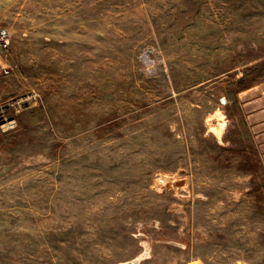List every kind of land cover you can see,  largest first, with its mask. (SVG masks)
I'll return each instance as SVG.
<instances>
[{"label":"rangeland","instance_id":"374dc122","mask_svg":"<svg viewBox=\"0 0 264 264\" xmlns=\"http://www.w3.org/2000/svg\"><path fill=\"white\" fill-rule=\"evenodd\" d=\"M1 28L0 264H264L234 99L264 0H0Z\"/></svg>","mask_w":264,"mask_h":264},{"label":"crops","instance_id":"0c3cea01","mask_svg":"<svg viewBox=\"0 0 264 264\" xmlns=\"http://www.w3.org/2000/svg\"><path fill=\"white\" fill-rule=\"evenodd\" d=\"M235 104L241 119L242 135L250 141L264 161V80L235 94ZM264 165V162H263Z\"/></svg>","mask_w":264,"mask_h":264},{"label":"built area","instance_id":"2783aa9c","mask_svg":"<svg viewBox=\"0 0 264 264\" xmlns=\"http://www.w3.org/2000/svg\"><path fill=\"white\" fill-rule=\"evenodd\" d=\"M11 44V33L6 28L0 29V45L8 47Z\"/></svg>","mask_w":264,"mask_h":264},{"label":"water","instance_id":"95a60500","mask_svg":"<svg viewBox=\"0 0 264 264\" xmlns=\"http://www.w3.org/2000/svg\"><path fill=\"white\" fill-rule=\"evenodd\" d=\"M183 184H184V179L177 180L175 182H172V184H171V182H169V183L166 184V186L167 187H171V186H182ZM135 261H136V259H135Z\"/></svg>","mask_w":264,"mask_h":264}]
</instances>
